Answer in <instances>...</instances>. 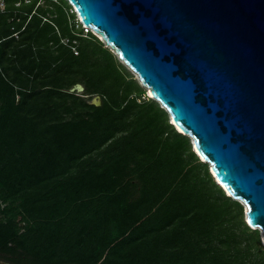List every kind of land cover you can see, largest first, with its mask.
<instances>
[{
  "label": "trees",
  "instance_id": "obj_1",
  "mask_svg": "<svg viewBox=\"0 0 264 264\" xmlns=\"http://www.w3.org/2000/svg\"><path fill=\"white\" fill-rule=\"evenodd\" d=\"M2 1L0 261L264 264L243 205L68 0Z\"/></svg>",
  "mask_w": 264,
  "mask_h": 264
},
{
  "label": "water",
  "instance_id": "obj_2",
  "mask_svg": "<svg viewBox=\"0 0 264 264\" xmlns=\"http://www.w3.org/2000/svg\"><path fill=\"white\" fill-rule=\"evenodd\" d=\"M68 2L190 138L264 245V0Z\"/></svg>",
  "mask_w": 264,
  "mask_h": 264
},
{
  "label": "built area",
  "instance_id": "obj_3",
  "mask_svg": "<svg viewBox=\"0 0 264 264\" xmlns=\"http://www.w3.org/2000/svg\"><path fill=\"white\" fill-rule=\"evenodd\" d=\"M70 11L75 12V15H76V16L74 17V25H75V26L78 27V25H80V26L82 27L84 33H87V32H89V31H92V32H93V29H92L91 27L85 25V24L81 21V19H80L79 16L76 14V11H75V9H74V7H73L72 5H71V9H70ZM93 33H94V32H93ZM95 34L98 35L97 33H95ZM98 36H99V35H98ZM62 41L66 42V39H62ZM73 42H75V40H73ZM72 49L74 50V53H77V50L75 49L74 46H72Z\"/></svg>",
  "mask_w": 264,
  "mask_h": 264
},
{
  "label": "bare ground",
  "instance_id": "obj_4",
  "mask_svg": "<svg viewBox=\"0 0 264 264\" xmlns=\"http://www.w3.org/2000/svg\"><path fill=\"white\" fill-rule=\"evenodd\" d=\"M100 35V34H99ZM101 36V35H100ZM99 36V37H100ZM101 38H102V36H101ZM146 91H147V96H152L151 95V92H150V90H148V89H146ZM171 119V118H170ZM171 122L172 123H174V125H175V127L179 130V131H181V132H184L174 121H173V119H171ZM201 157V159L202 160H205L202 156H200ZM210 170H211V172L213 173V175H214V178L217 180V182L219 181L218 180V178H217V176H216V173H215V171H214V169H213V167H210ZM227 195H230V193L229 192H227Z\"/></svg>",
  "mask_w": 264,
  "mask_h": 264
},
{
  "label": "crops",
  "instance_id": "obj_5",
  "mask_svg": "<svg viewBox=\"0 0 264 264\" xmlns=\"http://www.w3.org/2000/svg\"><path fill=\"white\" fill-rule=\"evenodd\" d=\"M3 4H4V2H3L2 0H0V9L3 8ZM93 98H94V97H92V99H93ZM92 99H91V100H92ZM91 100H90V101H91Z\"/></svg>",
  "mask_w": 264,
  "mask_h": 264
},
{
  "label": "rangeland",
  "instance_id": "obj_6",
  "mask_svg": "<svg viewBox=\"0 0 264 264\" xmlns=\"http://www.w3.org/2000/svg\"><path fill=\"white\" fill-rule=\"evenodd\" d=\"M93 32L94 33H97V32H95L94 30H93ZM100 36V35H99ZM101 37V36H100ZM106 46V45H105ZM110 48V47H109ZM120 60V59H119ZM121 61V60H120ZM127 67V66H126ZM129 69V68H128ZM132 73V72H131ZM133 75H134V77L136 78V76H135V74L134 73H132ZM137 79V78H136ZM78 93H80V92H78ZM244 208V207H243Z\"/></svg>",
  "mask_w": 264,
  "mask_h": 264
}]
</instances>
